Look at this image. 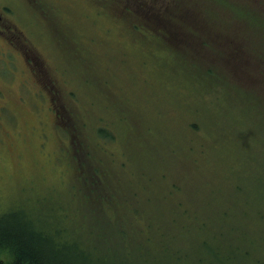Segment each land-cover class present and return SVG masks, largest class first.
Listing matches in <instances>:
<instances>
[{
    "label": "rangeland",
    "instance_id": "1",
    "mask_svg": "<svg viewBox=\"0 0 264 264\" xmlns=\"http://www.w3.org/2000/svg\"><path fill=\"white\" fill-rule=\"evenodd\" d=\"M169 3L182 15L171 31L181 48L149 26ZM226 60L256 76L264 0H0V216L23 212L48 231L79 229L109 264H176L174 216L191 235L207 214L218 224L229 200L212 194L237 183L244 192L227 210H264V184L248 177L262 169L264 181V159L244 165L229 150L250 96L221 87L229 82L221 76L198 80ZM250 117L242 126L252 134ZM210 234L198 235L219 243ZM247 235L253 252L264 223ZM10 262L0 253V264Z\"/></svg>",
    "mask_w": 264,
    "mask_h": 264
},
{
    "label": "trees",
    "instance_id": "2",
    "mask_svg": "<svg viewBox=\"0 0 264 264\" xmlns=\"http://www.w3.org/2000/svg\"><path fill=\"white\" fill-rule=\"evenodd\" d=\"M169 6L170 3L167 7L163 5L164 8L160 11L159 22L161 23L151 20L154 25H148L154 34L158 29L160 31L166 30L165 34L160 33L162 39L170 45L176 46V48H181L180 40L176 39L171 31L178 28L177 24L179 23L177 21L181 19L182 15H174L168 12ZM145 12L147 13L146 16L150 17L152 11L150 13L149 11ZM248 13L250 12L248 11ZM184 30L185 27H183L182 32ZM234 53L237 54L238 52ZM244 73L240 64L236 63V65H233L226 60L219 67L208 65L204 69L202 68L198 73V80L208 81L214 77L221 76L225 80H229L227 85L221 87L229 89L231 93L239 94L241 99L244 93L250 96L251 102L243 99L240 102L239 117L233 120L239 126L237 131L239 142L229 149L234 152L235 161L247 165L249 162L251 164L253 161L264 159V62L261 61L256 76L250 74L245 77ZM244 117H250L251 124L253 122L255 129L252 134L249 133V129H244V126H242ZM191 128L192 131H197L199 124L193 121L191 122ZM99 134L105 139L114 140L115 138L114 134L107 129H100ZM250 136L255 139V142L250 141ZM211 148L213 150L217 149L212 142ZM221 152L218 153L219 157L222 158ZM258 165L264 167L263 162H258ZM93 171V177H96V174L99 175L97 169ZM261 172H263L262 169L257 173L249 171L251 175H248V177L251 178L253 176V178L255 177L260 183L264 184V181H261L263 180ZM244 179L247 181V177H244ZM243 192L242 186L237 183L230 190L221 191L220 195L213 193L212 200L217 198L227 199L229 200V205L223 207L219 204L220 208L222 207L223 209L216 213V218L219 220L218 224L215 219V213L205 215L203 222L196 221L192 235L190 224L188 226L184 218L178 222V219L174 216L172 221L175 229L168 232L173 247L171 244L168 245L174 249L176 264H205L206 262L214 264L213 262L216 261H221L222 264H235V262L239 264H264V249L262 250L264 237L257 240L252 252L248 248L255 238H249L247 235L248 229L254 223H264V210H259L255 207H245L236 211L227 210L233 203L232 200L239 197ZM245 197V204L249 205L248 195L245 194ZM21 214L22 216L15 217L8 214H5L4 217L0 216V253H5L11 257L9 264H109L110 260L103 255L97 244L79 229H69L65 233L62 232L63 235L61 232L48 231L34 219L27 218V214V217L23 212ZM143 220L145 221V219ZM152 225L150 222H146L148 230L149 226ZM206 227H209L212 232L210 234L212 237H210L213 240H219V243H214L213 245L207 239L202 240L199 238V232ZM181 230L184 231V235L181 234ZM166 234L159 236L161 241H164ZM61 237L64 239H61ZM182 238H186L187 241L183 240L181 242ZM183 242L185 243L183 244ZM164 250L166 251V248ZM250 253H252L251 259L246 261ZM114 261L116 262L115 264H118V260L114 259Z\"/></svg>",
    "mask_w": 264,
    "mask_h": 264
}]
</instances>
